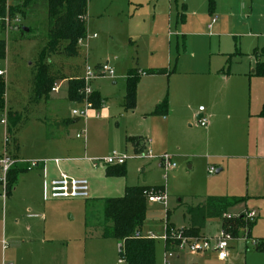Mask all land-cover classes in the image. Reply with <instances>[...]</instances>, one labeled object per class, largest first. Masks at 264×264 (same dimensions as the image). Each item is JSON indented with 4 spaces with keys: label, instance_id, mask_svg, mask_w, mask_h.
<instances>
[{
    "label": "rangeland",
    "instance_id": "1",
    "mask_svg": "<svg viewBox=\"0 0 264 264\" xmlns=\"http://www.w3.org/2000/svg\"><path fill=\"white\" fill-rule=\"evenodd\" d=\"M24 1L6 0L5 8H2L4 12L0 15V40L5 44V57L0 59V71L3 73L0 79L5 84L4 102L9 112L19 117L14 127L8 123L0 124V158L4 152L9 156L16 155L17 145L20 154L28 161L46 156L38 139L42 133H46L47 137L54 133L52 123L57 114L50 98H42L39 104L37 102L34 81L41 65L48 68L50 79L54 80L53 87L60 90L58 94L51 92L52 99H63L60 104L65 108L58 118H73L70 113L72 107L64 98L65 80L78 78L82 81L86 66L97 68L106 62L113 69V78L92 81L90 88L92 95H98L101 105L105 99L109 101L112 107L107 114L117 112L118 106L112 105L111 101L113 99L117 105L123 96L122 80L131 69L140 73L157 69L172 71L168 76L142 75L137 87L140 84L145 96L167 97L171 109H175L172 117L179 110L187 113L178 131L179 137L175 136L174 140L155 138L149 150L153 157L163 154L174 157L176 168L167 173L160 167L158 160L150 158L147 152L143 153L144 157L137 156L132 149L123 146L122 141H115V121L103 122L105 131L91 136L87 141L93 151L92 156L98 160L113 152L127 156L125 174L123 177L108 176L104 172L100 176V169H103L101 165L97 169L89 166V201H44L41 194L35 202L37 210L30 214L40 216V212H45L47 223H51V230H55L50 238H54L53 241H102L96 236L103 224L102 198L120 196V193H114L116 190H111L117 187L113 185L116 182L111 181H119L126 188H163L164 192L148 191L154 196L165 195L166 204L147 200L143 235L154 236L155 264H165L164 241L161 237L164 236L167 222L166 212H169V223L181 228L173 229L182 231L186 236L188 228L184 227L189 224L187 208L197 206L205 196L228 192L230 197H249L246 202L229 210L230 216L239 217L247 212L246 208H253L261 217L250 229L251 235L250 238L246 237V242L232 243L234 249L231 257L223 264H264V253L255 252L261 245L258 240H264V160L256 158L261 149L264 151V80L250 74L256 64L262 61L259 55L264 47V0H213L216 10L210 16V0H91V15L89 18L87 15L84 21L87 37L78 43L77 54L73 56L64 52L65 42L60 43L56 52L46 51L47 0H31L24 17L8 10ZM130 4L135 7L132 18L130 15L133 13L127 12ZM183 4L186 6V23H176V16ZM163 8L166 11L170 8V23L168 17H161V14H165L162 13ZM105 10L104 15L98 16ZM212 20L215 23L209 28ZM15 28L17 31H14ZM23 28L29 31L23 32ZM127 33L132 34L133 43L129 44ZM93 35L96 37L92 38ZM183 36L185 47L182 45ZM215 73L218 76L228 74L236 93V87L243 79L241 76L250 75L251 82L246 80L243 84L246 85L244 107L242 114L240 109L237 116L234 114L236 112L232 113V125L224 128L218 126L221 124L218 108L215 121L210 123L208 120L209 125L204 129L197 126L190 116L200 107L210 111L211 106L202 100L201 91L203 83L215 77ZM91 97L88 101L93 103ZM150 97L144 100L145 105ZM6 114L3 106L0 109V121H6ZM227 115L223 114L222 123L227 124ZM81 120L84 119H80V123ZM158 120V126L151 124V130L160 131L163 127L166 130L167 122ZM7 126L10 128L9 134L5 131ZM75 132L71 131L72 137ZM227 142L231 143L228 151L220 146ZM139 146H144V141L140 140ZM20 168L26 169L27 165ZM210 168L214 170L209 172ZM218 170L221 171L217 173ZM28 171L27 176L19 177V174L17 177L14 185L17 191L24 189L30 177L36 179L38 170ZM227 179L228 191L220 186ZM15 204L23 210L27 207L22 200H17ZM219 224L217 220L208 222L202 234H217ZM39 232L40 235L44 233L43 225H40ZM243 232L236 238L245 235ZM0 240L11 241L7 234ZM99 243H103L104 263L100 259L101 255L93 256L89 261L118 264L117 245L114 242ZM96 244L90 242L89 246ZM200 255L203 254L184 252L167 261L169 264H218L211 260L213 256Z\"/></svg>",
    "mask_w": 264,
    "mask_h": 264
},
{
    "label": "crops",
    "instance_id": "2",
    "mask_svg": "<svg viewBox=\"0 0 264 264\" xmlns=\"http://www.w3.org/2000/svg\"><path fill=\"white\" fill-rule=\"evenodd\" d=\"M91 2H92L91 0H88L87 12L84 17V21L87 18V15L88 18L89 15H91L90 12ZM182 6H184L186 9L185 4H183ZM134 8H135L134 5L130 4L129 9H127V12L130 11L133 13ZM165 9L166 8H163L162 13L165 14L164 15L161 14V17L162 18L163 16H165V18L168 17L167 19L168 22L170 23L171 21L170 8L168 11H166ZM215 10L216 9L211 7L209 10V16L213 15L215 13ZM106 11L107 10H105L103 14H98V16L104 15ZM180 14L181 11L176 16V23L185 24L186 15L184 13L185 20L184 22L181 23L180 21H178ZM134 15L135 13L131 14L130 17L132 18ZM126 21L129 22L128 19ZM214 23L212 24L211 22L209 28L212 25H214ZM14 31L17 30L14 29ZM86 34H87V29H86ZM130 34L131 33H127L126 36L127 39L129 40V44L133 43V38H132L133 36L132 34L130 36ZM93 36L92 38L96 37ZM184 38L185 37L183 36L182 45L185 47ZM250 74H254V70L251 71ZM213 76L215 77L203 83L202 91H201V97L203 98L202 100L208 102V104L211 106L210 111H207L206 109L203 108L204 112L198 113L197 112L198 108H197L196 111H193L191 113L190 118L191 120L196 121L201 116H204L210 121V123H213L216 117L218 116L216 110L219 108L221 124H219L218 126L219 127L222 126V128L228 127L231 126L233 122L232 113L236 112L234 114H236L237 116L238 109H240V113L242 114V109L244 107V99L246 96L245 94L246 85L243 86V84L246 80L251 82V76L250 75L241 76L243 79L240 82V85H238L239 87H236L237 93L234 91V86L231 84L232 79L229 78L228 74H226L225 76L222 75L218 76L217 73H215L213 74ZM125 78H123L122 80L123 96H121L120 100L116 103L117 105H115L113 99L111 101L113 102L112 105L118 106L116 107L117 112L107 114L108 112H110V108L112 106L109 104V101L105 99L104 101H102V105L98 110L96 111L91 110L88 113V117L84 120H81L82 123H80V120L73 119L72 117L66 118L63 116L64 117L63 118L62 116H60V118H58L59 117L58 115L63 113V109L65 107L60 104L63 103V99L62 100L59 98L52 99V94H58L60 90L58 89L57 93L49 94L50 96L48 98L51 99L52 105L55 106L56 109L55 113L57 115L55 116L56 117L55 118L56 120L54 121L55 123L54 122L52 123L54 125V129H53L54 133H51L50 135H48V137L46 136V133L45 134L42 133L40 137L42 138V140H40V138L38 139L42 146V149L46 152V156L35 158L32 160V162L38 163V166L35 168V170H38L36 179L34 177H30L28 179V183L24 184L25 185L24 189H22L21 191H17V186L15 189L13 187L11 193L7 195V197L4 200L0 199V203L2 204V208H0V222H1L0 238L1 237L4 238V236L7 234L11 240V241L0 240V264H100L98 260L92 262L89 261V258L93 256L99 257L101 255L100 259H103V263H104L103 245H102L103 243H99V242H114L117 245V247L119 244L123 245L122 241H116V240L107 241L112 239H101L102 241H53L52 239L54 238H50V235L51 234L54 235L55 230L54 229L51 230V225H50L51 223L49 224L47 223V216L45 212L44 211L40 212L41 213L40 216H34L31 215L30 213L33 210H37L35 209V202L36 200L40 199L41 194L43 200L44 182L50 183L51 181L57 180L62 174L73 178L86 179L88 181L91 178L90 167H92L93 169H97L101 165L103 169H100V173H99L100 176L104 175V172H106V169L104 168L113 167V166H106L102 163L97 164L96 167H93V162H91V160H95V158L92 156L93 151L88 144L89 138L91 136L99 135L105 131V128L102 124L103 122L107 123L108 120L115 121V127H116V129H114L115 141L117 142L122 141L123 146L129 147V149L133 150V147L131 146V144L126 142L127 138L139 137L142 139V141H147L144 144L145 150L143 151V153L146 152L147 150L148 151L151 150V147H153V141H154L153 139L155 138L156 139L160 138L164 140H169V139L174 140L175 136L179 137L178 131L181 128L184 118L187 116L186 111L184 112L183 110H179L178 112H176V116L172 117L173 116L172 114L175 113V109L174 108L171 109V103L170 104L168 103L169 112L166 117H162V118L150 117L149 114L154 110L155 106L163 100L164 97L163 96L150 97L148 95L145 96V94L140 89V84L136 88V93H137L136 108L131 111L124 110L123 102L125 96ZM69 80L72 79L65 80L66 90H65L64 98L65 100H67V104L71 106L72 109H74L80 106L79 105L80 102L68 101L67 82ZM113 85H115V83H113ZM148 97H150V100L148 104L145 105L144 100L147 99ZM41 99L42 98H37L38 104ZM46 99L47 98L43 97V100ZM4 109H5V113L9 112V110L5 105V102H4ZM226 113H228L226 117L227 124L225 122L222 123V119L224 117L223 114ZM89 117L91 118L89 119ZM158 119H163L164 122H167L165 125L166 130H163L164 127L163 129L161 128L160 131H156L154 129L151 130L150 128L151 124L153 126H158L160 122ZM235 121L237 122V120ZM38 122L43 123L41 120H38ZM72 130L76 131L74 137H72L71 134ZM5 131L7 132V134H9L8 126L5 127ZM79 132H84V137L82 139L76 138V134ZM256 136L258 138V131H256ZM35 142L38 141L36 140ZM230 144H228L227 142L225 144H220V146L228 151V148H230ZM16 151L17 154L13 156H9L5 152L4 154L11 157L12 159L24 161L23 164L18 165L20 167L31 162L26 160L20 154V147L18 145L16 146ZM107 156L108 155L102 157V159ZM257 157L264 160V151L262 149L260 150L256 158ZM250 159L251 158H249V160ZM125 164L122 166H125ZM220 171L221 170H218L217 173H219ZM28 172L29 171L22 173L20 174V176L19 175L18 176L25 177L27 176V174H29ZM111 182H116L113 185L117 186L116 188L111 190H116V192L114 193H118V194L120 193V196H105L107 195L105 194L104 196L107 198H102L103 200L112 199V198H121L124 195V191L127 186L125 185L122 186V184L119 181L114 180ZM220 186H223L228 191V179L225 181V184H221ZM210 196H220V197L228 196V192H225V194H213V195L205 196L203 197L202 202H200L199 204H202L204 202V199ZM246 198L247 200L249 199V197ZM17 200H22L24 204H27L26 205L27 207L23 210L21 206L15 204ZM72 200H78V199H72ZM87 201L89 200L87 199ZM95 204L98 203L95 202ZM102 209H103V203H102ZM252 209L253 208H251V210L249 211H255ZM245 210H248V208H246ZM255 213H256V219L253 225L256 223V220H259L261 217L260 214H258L256 211ZM166 220H167L166 223L170 224L169 218ZM20 222H22L23 224H21ZM40 225H43L44 233L42 235H40L39 232ZM170 225L176 228L173 224ZM219 226H221V224H219ZM188 227L189 224L187 227L184 228H188ZM46 228H48L47 233H46ZM176 229H181V228H176ZM139 231L143 237L148 235V234L143 235V227ZM203 231L204 229L201 230L200 236H204L202 234ZM250 235H251V231H250ZM150 240H153V238ZM90 242L97 244L92 245L90 247L89 246ZM258 242H260V244L264 246V240H258ZM233 249H234V245L232 246L231 251ZM231 251H230V257H231ZM164 252H165V245H164ZM255 252L264 253V251H258V250ZM203 255L211 256V257L213 256L211 260H214V262L218 264H223L226 261H228V259L230 258L229 257L227 260L222 261L218 258V255L216 253H205ZM118 264H124V263H122L119 260Z\"/></svg>",
    "mask_w": 264,
    "mask_h": 264
},
{
    "label": "trees",
    "instance_id": "3",
    "mask_svg": "<svg viewBox=\"0 0 264 264\" xmlns=\"http://www.w3.org/2000/svg\"><path fill=\"white\" fill-rule=\"evenodd\" d=\"M48 1V40L46 51L48 53L56 52L61 42H65L64 52L73 56L77 54V46L79 41L86 38V27L84 17L87 12L88 0H47ZM6 0H0L1 12L5 8ZM31 0H25L21 4L9 8L12 13H18L24 17L25 10ZM214 2L210 0V8H213ZM3 8V9H2ZM185 7H181L179 20L184 22ZM255 55H258L257 53ZM5 57V44L0 40V59ZM262 61L256 64L254 75L264 80V47L259 55ZM172 71L167 69L148 70L139 72L137 70H129L125 78V96L123 106L126 111L134 110L136 106V88L140 76H168ZM1 78V76H0ZM34 90L37 98H48L54 85V80L50 79L49 70L46 66L41 65L38 69L37 77L34 81ZM83 88V82L78 79L69 80L67 82V99L69 102H80V91ZM5 84L0 79V109L4 106ZM93 107L98 110L101 102L97 94L91 97ZM169 112L167 97L158 103L154 110L149 114L150 117H166ZM6 121L11 127L19 122L16 113L8 112ZM10 128H8V132ZM139 137L127 138L126 142L131 144L135 154L143 153L145 146H139ZM147 141H144V144ZM28 170L13 166L7 175V195L11 193L19 174ZM108 176L116 175L124 176V166L108 167L105 172ZM158 190L164 192L163 188H145V187H129L124 191L121 198H112L103 200V224L97 238L112 239L123 242V252L119 254V260L124 264H154L155 263V244L150 239H136L134 233L141 230L146 219V206L148 191ZM247 198L228 197V196H210L204 199L202 204L190 206L186 210L189 221V227L186 231L187 237H200L201 230L204 229L208 221L221 222L222 229L236 238L239 233L247 229V237H250V229L253 225L244 221V216L233 217L232 219H223V216L229 210L242 204ZM169 218V212H166V219ZM173 228L166 223V231ZM165 250L167 247L165 246ZM258 251H264V246L260 245Z\"/></svg>",
    "mask_w": 264,
    "mask_h": 264
},
{
    "label": "built area",
    "instance_id": "4",
    "mask_svg": "<svg viewBox=\"0 0 264 264\" xmlns=\"http://www.w3.org/2000/svg\"><path fill=\"white\" fill-rule=\"evenodd\" d=\"M215 20H212V24ZM95 37V35L93 36ZM82 41V40H81ZM79 41V42H81ZM113 69L110 67L108 62L105 64L98 66L97 68H91L86 66L84 69V75L82 78L83 88L80 91L81 97L83 100L79 103V107L71 110V115L75 119H86L88 117V113L91 110H94L93 103L89 102L88 99L92 96L93 92L90 88V83L98 78H113ZM0 76H3V73L0 71ZM52 93H57L58 88L53 87L51 90ZM198 113H203L204 109L202 107L198 108ZM1 124H5V120L0 121ZM196 125L206 129L209 125V121L206 117L201 116L195 121ZM84 137V132H79L76 134L77 139H82ZM147 155L150 158L157 159L160 167L167 173L170 170H174L176 168V164L173 162V157L167 154L161 155L159 157H153L150 151H146ZM140 157H144L143 153L135 154ZM128 157L116 152L111 153L107 157L103 159H95L91 160L93 162V167H96L97 164H104L106 166H122L126 163ZM24 161L15 160L6 154L2 155L0 158V199L4 200L7 197L6 191V183H7V175L10 169L19 164H23ZM27 170L35 169L38 166L36 162L27 163ZM214 169L210 168L209 172H212ZM147 200L151 202L163 203L166 204V196H154L152 193H146ZM89 197V185L86 179H79L69 177L67 175L62 174L59 179L51 181L50 183L44 182L43 185V200H72V199H80L87 200ZM244 221L247 224L254 223L256 219L255 211L247 210L246 213L243 214ZM236 217V216H235ZM233 216H230L228 213L223 216V219H231ZM221 223V222H220ZM244 232L242 237L234 238L230 234L226 233L221 226H219V230L217 234L209 235V236H200L197 238L187 237L183 235L182 231H176L173 228H170L169 231H164V236L161 239L164 241V245L167 247L165 250V264H169L167 259H171L172 257L182 254L184 252H189L192 254H205V253H216L218 258L222 261L227 260L230 257V251L232 248V243L234 241H242L246 242L247 234ZM134 238L136 239H152L153 235L148 234L143 237L140 231H136L134 233ZM256 244V243H255ZM118 254L123 252V245L119 244Z\"/></svg>",
    "mask_w": 264,
    "mask_h": 264
},
{
    "label": "water",
    "instance_id": "5",
    "mask_svg": "<svg viewBox=\"0 0 264 264\" xmlns=\"http://www.w3.org/2000/svg\"><path fill=\"white\" fill-rule=\"evenodd\" d=\"M15 30H17V29L15 28ZM23 32H28V29L23 28Z\"/></svg>",
    "mask_w": 264,
    "mask_h": 264
}]
</instances>
